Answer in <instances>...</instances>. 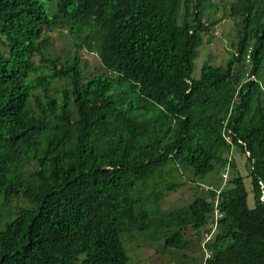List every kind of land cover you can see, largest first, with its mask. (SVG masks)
<instances>
[{"label":"trees","instance_id":"1","mask_svg":"<svg viewBox=\"0 0 264 264\" xmlns=\"http://www.w3.org/2000/svg\"><path fill=\"white\" fill-rule=\"evenodd\" d=\"M218 4L0 0V264H127L129 234L184 252L186 231H211L215 199L222 217L197 264H264V0L221 3L236 29L229 59L194 79ZM81 51L102 73L85 74ZM233 151L251 163L253 207L227 175L217 195L193 189L161 212L180 168L217 166L222 179Z\"/></svg>","mask_w":264,"mask_h":264},{"label":"rangeland","instance_id":"2","mask_svg":"<svg viewBox=\"0 0 264 264\" xmlns=\"http://www.w3.org/2000/svg\"><path fill=\"white\" fill-rule=\"evenodd\" d=\"M226 2L227 0H212L213 4L217 5L215 11L210 12L206 11V14H209V20L222 19L213 29L212 33V43L203 44V46L199 49V54L196 60L194 61V70L192 73V77L194 79L199 78L200 68L203 62L207 60L213 61L216 65H225L226 60L229 59V55L231 52L230 46L228 44L230 41L234 40L236 29L232 20L224 15L221 3ZM53 38L52 42V52L56 54H60V56L64 57L63 48L65 46V42L67 41L65 32L55 31L51 34ZM80 57L85 59L88 63V67L84 70L86 75H93L102 73L103 68L95 54H90L85 51L80 52ZM225 62V63H223ZM223 63V64H222ZM233 159V169H231L228 174V178L232 175H239L244 182L245 189L247 191V203L251 208L253 207V194L251 191L250 185V163L246 159L245 155L241 153L232 152L231 155ZM222 169L219 167H215L214 170L207 173L203 177L193 178L191 173L183 168H180L181 178L184 181V185L178 187L173 192H167L162 197L160 202V210L165 213L171 211L173 209L179 208L182 205L191 203L193 201L195 190H203L198 191V194H203L207 187H212L214 189H223L226 186V183L221 179ZM14 204H18L20 206H24L25 204L18 200L14 202ZM12 204V206L14 205ZM207 224L205 228H208ZM149 233V232H147ZM146 235V232L144 233ZM193 234L191 231H186L185 237L187 239H191L192 243L184 252L176 251L173 249H163L162 244L163 240L155 239L151 236H140V235H125L124 239V247L129 258L127 264H197L201 256V252L203 250V234L200 236V239L197 241L193 238Z\"/></svg>","mask_w":264,"mask_h":264},{"label":"built area","instance_id":"3","mask_svg":"<svg viewBox=\"0 0 264 264\" xmlns=\"http://www.w3.org/2000/svg\"><path fill=\"white\" fill-rule=\"evenodd\" d=\"M246 155H248V153H246ZM229 167H230L229 164L226 165L225 172L222 175L223 182H225L227 180ZM206 190L214 191L212 187H207ZM217 194H218V192H217ZM261 199H263V198H261ZM212 215H213L212 216V223H208L210 226H212V229H210L211 230L210 232L206 231L203 233V244H202V246H203V250L205 252V259L210 257V255H211V252L205 247V244L211 241L215 227H216L217 220L222 217V214L218 208V200L217 199L214 200Z\"/></svg>","mask_w":264,"mask_h":264},{"label":"clouds","instance_id":"4","mask_svg":"<svg viewBox=\"0 0 264 264\" xmlns=\"http://www.w3.org/2000/svg\"><path fill=\"white\" fill-rule=\"evenodd\" d=\"M246 61H247V62L249 61V56H248V55L246 56ZM251 80H255V78L252 77ZM249 163H250V162H249ZM250 165H251V163H250ZM213 190L215 191L216 189L213 188ZM215 192H216V195H217V192L219 193V190H218V191H215ZM208 228L210 229V225H208Z\"/></svg>","mask_w":264,"mask_h":264},{"label":"water","instance_id":"5","mask_svg":"<svg viewBox=\"0 0 264 264\" xmlns=\"http://www.w3.org/2000/svg\"><path fill=\"white\" fill-rule=\"evenodd\" d=\"M210 229H212V226H210Z\"/></svg>","mask_w":264,"mask_h":264}]
</instances>
